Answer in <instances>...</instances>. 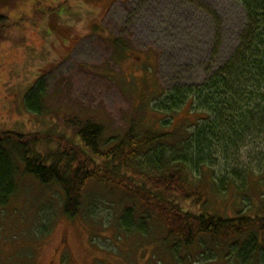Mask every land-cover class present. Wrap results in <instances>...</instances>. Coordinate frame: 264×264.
<instances>
[{
  "label": "rangeland",
  "instance_id": "rangeland-1",
  "mask_svg": "<svg viewBox=\"0 0 264 264\" xmlns=\"http://www.w3.org/2000/svg\"><path fill=\"white\" fill-rule=\"evenodd\" d=\"M0 15V129H51L71 139L74 121L102 124L104 139L131 124L173 130L184 123L181 111L162 127L157 99L175 84L202 83L237 49L247 24L238 0H0ZM40 78L44 112L36 114L25 98ZM258 131L192 176L196 183L213 176L222 191L229 188L225 200L209 197L205 210L232 216L239 208L232 201L264 190ZM187 132L183 125L179 134ZM22 171L0 209V264H242L231 242L202 238L186 247L167 239L163 221L149 219L144 234L126 230L120 218L131 202L97 181L86 185L79 214L70 218L60 187Z\"/></svg>",
  "mask_w": 264,
  "mask_h": 264
},
{
  "label": "trees",
  "instance_id": "trees-1",
  "mask_svg": "<svg viewBox=\"0 0 264 264\" xmlns=\"http://www.w3.org/2000/svg\"><path fill=\"white\" fill-rule=\"evenodd\" d=\"M238 1L247 24L233 54L202 83L175 84L157 99L154 111L162 127L187 113L180 127L142 130L131 124L108 139L104 126L89 120L74 121L73 139L51 129L28 134L0 129V209L15 194L22 168L41 184L60 187L70 218L79 214L86 185L97 181L119 188L131 202L120 218L126 230L144 234L149 219L163 221L167 239L186 247L202 238L231 242L242 264H264V190L232 201L239 208L229 216L204 208L209 197L224 198L229 188L222 191L213 176L208 183L193 178L209 172L218 152L229 158L240 142L264 132V0ZM44 95L40 78L25 98L26 110L42 114ZM183 125L185 136L179 134ZM185 202L204 210L194 212Z\"/></svg>",
  "mask_w": 264,
  "mask_h": 264
}]
</instances>
